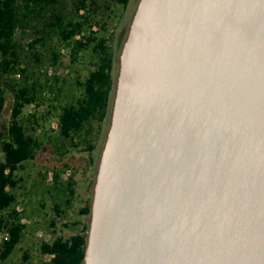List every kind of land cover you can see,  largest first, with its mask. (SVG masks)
Returning <instances> with one entry per match:
<instances>
[{
	"label": "water",
	"instance_id": "1",
	"mask_svg": "<svg viewBox=\"0 0 264 264\" xmlns=\"http://www.w3.org/2000/svg\"><path fill=\"white\" fill-rule=\"evenodd\" d=\"M83 264H264V0H139Z\"/></svg>",
	"mask_w": 264,
	"mask_h": 264
},
{
	"label": "trees",
	"instance_id": "2",
	"mask_svg": "<svg viewBox=\"0 0 264 264\" xmlns=\"http://www.w3.org/2000/svg\"><path fill=\"white\" fill-rule=\"evenodd\" d=\"M129 2L0 0V144L3 153L0 161V233H7L0 240V263L10 258L26 228L15 208L17 189L22 181L18 173L24 163L36 159L43 148L37 135V114L24 118L23 111L30 105L39 107L49 101L47 107L56 111L58 121V143L52 155L60 160L72 151H84L89 157L82 161L94 164L93 152L110 116L115 85L114 33L122 16L119 10L124 11ZM26 35L30 37L29 41H25ZM62 46L70 50L73 62L84 53H89L93 61V68L84 77L78 75L67 93L59 85L62 78L55 75L50 81L46 69L63 65ZM10 96L13 106L10 119L6 121L4 113ZM70 157L74 159V156ZM59 177L56 172L55 183ZM70 179L66 186L69 198L65 202L68 205L75 195L73 176ZM55 209L57 215L63 217L60 206L56 205ZM77 214L85 220L72 223L73 227H79L76 233L57 235L53 230L52 241L41 244V253L52 256L45 264L84 263L90 197L85 199Z\"/></svg>",
	"mask_w": 264,
	"mask_h": 264
},
{
	"label": "rangeland",
	"instance_id": "3",
	"mask_svg": "<svg viewBox=\"0 0 264 264\" xmlns=\"http://www.w3.org/2000/svg\"><path fill=\"white\" fill-rule=\"evenodd\" d=\"M138 3L139 0H130L124 11L119 10V12H122V16H120V21L114 33L115 80L118 71V57ZM24 37L25 41H29V36ZM62 54L63 65L48 66L46 68L47 77L50 81L55 75L61 77L59 85L67 93L72 89L78 75L84 77L93 68V61L89 53H84L75 62L71 61L70 50L65 46H62ZM48 104L49 101L39 107L30 105L23 111L24 118H29L32 113L37 114L39 123V126L36 127L38 129L37 135L43 148L38 152L37 158L24 163V167L18 173L22 181L17 189L15 208L20 212L22 222L26 225V228L21 242L10 258L0 264H45V262H48L51 257L41 253V244L52 241L54 237L53 230L57 232V235L69 236L76 233L79 227H73L72 223L85 220L77 213L83 207L85 199L90 197L91 202L93 198L96 175L109 129L110 116L93 152V165L82 161V158L85 160L89 157L88 153L84 151H72L68 156L59 160L51 153L58 143V121L55 118L56 111L49 109ZM12 106L13 98L10 96L4 113L6 121L10 119ZM48 111L51 112L50 115H48ZM41 116H44L45 119ZM70 156H74V159H71ZM2 159L3 153L0 144V161ZM56 172L60 176L57 183L54 179ZM72 176L75 182V195L70 199L71 202L68 205L65 202L69 198L66 186L71 181ZM56 205L60 206L61 211L64 212L61 214L63 217L57 215ZM89 217L86 219L87 222ZM51 222L54 223L53 226ZM65 224H69V227H65ZM2 238L0 234V240Z\"/></svg>",
	"mask_w": 264,
	"mask_h": 264
},
{
	"label": "built area",
	"instance_id": "4",
	"mask_svg": "<svg viewBox=\"0 0 264 264\" xmlns=\"http://www.w3.org/2000/svg\"><path fill=\"white\" fill-rule=\"evenodd\" d=\"M80 37H81L80 35L76 36L77 39H80ZM0 234L2 235L3 238L7 236V233H0ZM49 256L52 257L51 255H49Z\"/></svg>",
	"mask_w": 264,
	"mask_h": 264
}]
</instances>
